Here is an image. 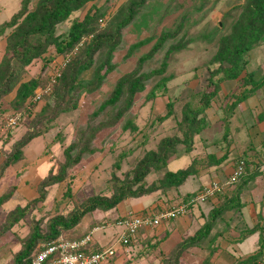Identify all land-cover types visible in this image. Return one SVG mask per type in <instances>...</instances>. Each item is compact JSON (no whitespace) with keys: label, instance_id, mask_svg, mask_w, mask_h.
I'll use <instances>...</instances> for the list:
<instances>
[{"label":"rangeland","instance_id":"obj_1","mask_svg":"<svg viewBox=\"0 0 264 264\" xmlns=\"http://www.w3.org/2000/svg\"><path fill=\"white\" fill-rule=\"evenodd\" d=\"M36 1L0 0V25L9 21L23 8L25 3L29 9H32ZM244 1L99 0L96 3H88L81 10L74 12L69 20L58 26V34L67 32L74 19H83L88 12L94 9L96 4L100 6L99 13L102 15V19L98 23L99 33L105 32L106 35H114L117 24L129 15V8L133 10L131 21L120 30L121 43L116 51V69L108 76L101 88L95 92L80 91V89L71 92L62 105L75 108L60 113L52 122L48 119L58 110L59 105H56L57 101L54 97L46 99L43 104L51 103L52 106H47L48 109L43 115L38 113L25 123L16 126L8 136L0 133V194L18 185L19 177L23 171L21 169L12 170L13 166L3 170V165L15 150L17 143L29 132L42 131V129L50 127L46 134L34 137L24 148L28 166V170L24 174L28 175L27 180L34 184L41 181L48 170L50 172L53 169V172L57 173L59 167L66 162L64 150L70 144L78 143V147L72 152L73 157L87 144L89 147L98 149L95 154L84 150L81 161L68 169L67 179L62 183L48 187L46 199L32 204L26 216L10 231L0 236V264H14L15 256L24 247V242L31 235L35 222H40L41 229L46 231L47 222L54 214H67L95 194L110 196L112 194L111 171L119 156L124 155L125 158L116 171L119 176L123 177L124 173L131 170L146 151L157 147L160 139L169 135H182L178 125L182 118L183 108L188 102L197 106L200 102L201 92L213 89V85L209 84V77L212 69H216L218 64L210 66L208 61L217 50L219 38L229 30L232 21L238 15V6L242 5ZM202 4L203 6H201ZM10 31L8 29L5 35L0 36V59L5 53L6 35ZM163 34L169 35L166 42L151 58L141 63L140 58L151 51L158 38ZM92 37V35L87 36L84 47H81L75 54L77 61L89 59L86 44L92 42ZM148 37L153 38L151 43L136 49L129 58L125 57L133 43ZM178 44L184 47L168 55V67L166 73L163 74L172 77L167 83L168 88L166 90L159 89L155 99L146 101L148 92L163 77V75L152 74L153 71L161 67L169 49ZM103 51L105 52L104 48L94 55L92 68L85 70L80 75L81 80L88 81L93 77L94 70L102 59ZM51 54L54 53L49 52L47 57ZM248 58L249 62L241 77L251 71H256L257 80H264V42L257 45L249 53ZM53 61H57V59ZM53 61L43 76L52 73L55 67ZM43 64L44 59L42 58L33 62L27 67L23 79L28 80L37 76ZM132 73L149 75L146 80V89L136 95L133 105L118 122L102 128L93 139H90V133H93L94 128L111 117L116 110L109 107L95 117L93 112L109 97L116 82L121 77ZM14 97L15 91L6 95L0 102V127L6 116L14 110L11 102ZM169 102L173 103V115L160 121L159 117L168 111ZM121 105H124V100L119 104V106ZM129 119L134 120L138 127L137 130L130 128L124 130ZM191 165L179 160L169 164L168 170H178ZM161 175L162 172H153L147 178L148 183L153 176L159 179ZM69 186L72 188L71 194H68ZM13 192L15 193V189ZM16 195L14 198L13 194L10 200L0 206V231L3 230V222L10 210L18 205L25 206L40 196L39 187L29 195L30 199L23 200L22 194L18 192ZM103 217L109 218L101 219L99 224H108V220L112 222L120 219L113 217L111 210H95L84 216L81 227L88 228L92 222L97 221V218ZM210 220L209 216L208 221L210 222ZM184 240L169 252H164L161 246L157 249L155 244L153 245L156 248L153 246L151 249H146L145 246H138L132 241L125 245L123 255L117 253L108 264H116L115 262L120 256L122 259L117 264H175L178 258L177 264H181V262L182 264H194L190 255L186 254L187 249L183 250L181 254L178 253ZM40 244L37 245L35 252Z\"/></svg>","mask_w":264,"mask_h":264},{"label":"trees","instance_id":"obj_2","mask_svg":"<svg viewBox=\"0 0 264 264\" xmlns=\"http://www.w3.org/2000/svg\"><path fill=\"white\" fill-rule=\"evenodd\" d=\"M98 1L37 0L32 9H29L27 3H25L23 8L14 14L9 21L0 25V36L5 35L8 29L11 30L6 35L5 53L0 59V102L6 95L15 91V97L11 101L14 107L12 112H24L23 119L13 127L5 129L6 118L2 121L0 127L2 135L8 136L16 126L25 123L38 113L43 115L48 107L52 106L51 103L47 105L43 103H45L46 99L54 97L57 101L56 105H59V107H57L58 110L53 116L48 119V121L52 122L60 113L68 112L75 108L74 106L62 105L66 101V98L71 95V92L77 89L95 92L102 87L108 76L116 69V51L121 43L120 30L131 21L133 15L131 8H129V15L117 24L114 35H106L105 32L99 33L98 23L102 19V15L99 13L100 6L96 4L94 5V9L88 12L83 19H74L67 32L57 33L58 26L69 20L74 12L81 10L88 3H96ZM238 9V15L232 21L229 30L219 38L217 50L208 61V65L210 66L218 64L216 69H212L211 76L209 77V84L213 85V89H206L201 92L200 102L197 106H193L188 102L183 108L182 118L178 125L182 135H169L160 139L157 147L146 151L137 160L135 166L124 173L123 177L119 176L116 171L125 158L124 155L122 157L119 156L115 160L113 170L111 171L110 186L112 194L110 196L102 194L92 195L67 214H54L47 222L46 231L41 229L40 222H35L31 235L24 242V247L16 254L14 264H31L32 259L40 249L39 246L35 252L39 243H49L60 236H64L63 234L66 231L77 227L86 214L95 210H111L129 198L146 196L158 190L167 191L171 188H177L184 184L189 176L199 171V163L196 160L193 161L191 166L177 171L168 170L167 166L171 159L193 151L195 137L208 126L206 110L218 97L221 82L240 78L243 86L240 94L233 97L234 100L227 110V114L241 101L258 91L264 84V80H257L256 71H251L246 76L241 77L249 62V53L257 45L264 42V0H245L242 5L238 6ZM89 35L93 36L92 42L86 44L87 46L85 45L89 59L77 61L78 59H75V54L81 47H84L85 39ZM168 37V34L160 36L151 51L140 58L141 63L151 58L162 47ZM152 41L153 38L148 37L133 43L129 47L125 57L129 58L136 49L144 47ZM183 47L181 44L172 46L167 52L166 59L161 67L154 70L152 74H165L168 67V55L173 51L183 49ZM102 48L105 49V52L103 51L102 53V59L95 68L93 77L88 81L81 80L80 75L85 70L92 68L94 63L93 57ZM49 52L54 54L47 57ZM67 55L70 56V59L66 63L61 76L52 84V91L44 97L41 102L42 105L34 103L32 99L36 88L46 86L49 83L50 75L43 76L49 64L55 59L61 61ZM40 58L44 59L40 73L31 79L24 80L23 77L27 67ZM148 76L132 73L121 77L116 82L109 97L93 112V116H98L109 107L115 108L116 112L98 127L94 128L93 133H90V139H93L99 130L114 125L125 115L126 111L133 105L136 95L146 89ZM171 79V75H163L160 81L148 92L146 101L155 99L159 89L166 90L168 88L167 83ZM123 100L124 105L119 106ZM167 106L168 111L165 115L159 117L160 121H164L173 115V103L169 102ZM129 128L131 130L138 129L134 120L129 119L126 122L124 130H128ZM49 130L50 127H46L42 131L29 132L27 136L17 143L11 156L6 159L3 170H6L7 167L16 164L23 158L24 148L34 137L44 135ZM77 144L72 143L65 148L66 162L59 167L57 173H54L53 169H51L48 175L40 182V196L38 198L31 200L25 206L18 205L8 212L3 222V230L0 231V236L10 231L23 219L32 204L46 199L48 187L62 183L67 179L68 169L81 161L84 150L90 154H95L98 150L89 147L86 143L87 145H84L79 153L73 157L72 152L78 147ZM222 160L220 159L219 162ZM153 172H162V175L159 176L157 181L148 183L147 178ZM14 189L16 190V186L0 195V206L13 197ZM68 192V194L72 193L71 186H69ZM191 196L192 194L187 196L185 200H188ZM226 210H228V206L226 205L213 210L211 221L203 229L199 230L195 236L184 240L179 247L178 253L181 254L183 250L189 249L207 237L212 229L214 220ZM118 221L120 220H115L113 224H117ZM257 230V227H254L247 233H254ZM83 236L78 238L65 237L68 239H80ZM89 248L91 247H86L85 250ZM178 262L179 258L175 261V264Z\"/></svg>","mask_w":264,"mask_h":264},{"label":"crops","instance_id":"obj_3","mask_svg":"<svg viewBox=\"0 0 264 264\" xmlns=\"http://www.w3.org/2000/svg\"><path fill=\"white\" fill-rule=\"evenodd\" d=\"M242 89L240 78L221 82L218 97L206 110L208 126L195 137L193 151L175 157L168 163L169 166L182 160L183 163L191 165L196 160L199 163L196 174L189 176L177 188L126 199L111 211L117 219L129 210L143 215L178 205L210 181L227 180L234 173L240 158L247 160L245 173L215 198L193 204L187 215L163 221L155 228L140 229L132 239L134 244L145 246L146 249H151L155 244L157 249L161 246L164 252H169L185 238L195 236L209 222L213 210L226 205L228 210L214 220L209 235L187 249L186 254L190 255L194 264H256L264 257V170L261 168L264 163V84L227 114L233 97ZM220 159L223 160L219 162ZM26 161L24 149L23 158L11 165L12 170L23 171L14 193V198L17 192L21 193L23 200L30 199L29 195L49 173L48 170L42 180L35 184L28 181V175L24 174L28 170ZM153 181H157L154 176L149 183ZM104 218L109 217L97 218L88 228H82L81 222L64 234L78 238L89 233L92 228L100 227L93 233L91 246L95 250L104 248L115 243L123 230L119 221L117 224H113L115 220H108V224H99ZM254 227L258 230L248 234ZM117 246V253H122L125 245ZM120 259L122 256L115 263Z\"/></svg>","mask_w":264,"mask_h":264},{"label":"built area","instance_id":"obj_4","mask_svg":"<svg viewBox=\"0 0 264 264\" xmlns=\"http://www.w3.org/2000/svg\"><path fill=\"white\" fill-rule=\"evenodd\" d=\"M82 44V43H80ZM70 56L67 55L61 61H53L54 68L50 74L49 83L46 86H39L34 92L32 101L41 103L46 95L52 91V84L61 76ZM24 112L15 111L6 116L5 129L13 127L23 119ZM247 162L240 159L234 173L225 181L212 180L205 184L199 191L192 194L188 199L172 207L158 210L157 212L137 214L133 210L120 218L119 223L123 230L115 243L101 249H93V233L100 227H94L80 239H68L60 236L49 243H42L38 253L34 256L31 264H108L117 254L119 244L127 245L142 228H155L163 221L175 217L184 216L189 213L190 207L195 203H204L223 193L227 187L240 178L246 171ZM264 170V163L261 165ZM91 247L85 250L86 247ZM256 264H264V257Z\"/></svg>","mask_w":264,"mask_h":264}]
</instances>
